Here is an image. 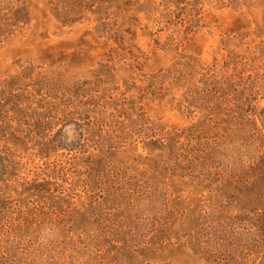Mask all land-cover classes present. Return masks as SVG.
<instances>
[{"label": "rangeland", "instance_id": "374dc122", "mask_svg": "<svg viewBox=\"0 0 264 264\" xmlns=\"http://www.w3.org/2000/svg\"><path fill=\"white\" fill-rule=\"evenodd\" d=\"M0 264H264V0H0Z\"/></svg>", "mask_w": 264, "mask_h": 264}, {"label": "trees", "instance_id": "16d2710c", "mask_svg": "<svg viewBox=\"0 0 264 264\" xmlns=\"http://www.w3.org/2000/svg\"><path fill=\"white\" fill-rule=\"evenodd\" d=\"M19 13H20V12H19ZM16 18H17V20H18V21H22V18H21V19H20V17H19V18H18V17H16Z\"/></svg>", "mask_w": 264, "mask_h": 264}]
</instances>
